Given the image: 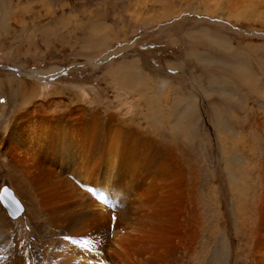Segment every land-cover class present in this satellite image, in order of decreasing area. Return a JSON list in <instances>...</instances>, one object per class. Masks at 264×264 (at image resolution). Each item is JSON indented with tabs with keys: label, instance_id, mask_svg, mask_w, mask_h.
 Here are the masks:
<instances>
[{
	"label": "rangeland",
	"instance_id": "1",
	"mask_svg": "<svg viewBox=\"0 0 264 264\" xmlns=\"http://www.w3.org/2000/svg\"><path fill=\"white\" fill-rule=\"evenodd\" d=\"M168 1L0 0L5 13L0 17V75L17 78L2 86L15 92L21 72L61 68L50 78L34 79L39 94L58 88L65 96L93 100L92 109L101 113L117 114L115 93L136 94L121 89L122 94L119 87L113 92L108 67L134 60L138 79L133 84L150 83L153 99L175 100L162 111L182 115L180 131H171L165 119L158 132L152 131L151 118L147 123L150 136L168 152L165 166L157 154L155 158L167 175L158 167L154 171L158 184L165 183L159 186L169 201L164 197L163 230L158 226V234L142 248L153 253L156 264H171L176 256H181L178 264H244L245 253L237 245L242 238L232 242L231 208L235 195L264 191V0ZM205 15L211 18L205 20ZM100 24L105 30L91 37V29ZM196 31L200 38L194 42ZM201 31L212 34L216 43ZM86 41L90 47L85 50ZM224 41L231 49L223 47ZM124 43V51L96 67L83 64ZM161 82L165 92L158 91ZM4 176L0 168V192L10 188ZM154 176L151 172L147 183ZM26 222L28 240L32 236Z\"/></svg>",
	"mask_w": 264,
	"mask_h": 264
},
{
	"label": "bare ground",
	"instance_id": "2",
	"mask_svg": "<svg viewBox=\"0 0 264 264\" xmlns=\"http://www.w3.org/2000/svg\"><path fill=\"white\" fill-rule=\"evenodd\" d=\"M4 16V11L0 10V17ZM209 18L211 16H204L205 20ZM45 27L47 25L40 29L42 34ZM102 28V24L93 27L90 36L99 35ZM192 41L197 40L192 38ZM127 44L112 47L83 64L96 67L103 60L119 55ZM221 46L218 47H225V43ZM89 47L88 41L83 43V49ZM226 48L231 49L229 45ZM108 68L115 81L112 82L113 92L119 87L120 92L123 89L124 93L136 94V97H126L115 93L112 101L114 108H118L117 114L101 113L92 109L93 100L65 96L58 88L39 94V85L34 79L50 78L62 71L61 68L20 71L23 79L19 80L15 92L2 85L17 78L0 75V98H4L0 103V124H3L0 127V168L13 190L9 188L12 197L7 195V200L13 203L17 196L22 203L13 216L0 198V264L157 263L153 253L142 245L158 234V226L163 230L166 223L163 213L167 205L163 201L167 192L162 193L159 184L163 180L158 184L154 170L159 164L156 156L165 166L168 152L150 136L147 123L151 118L152 131L158 132V125L165 119L171 131L175 128L180 131L182 115L174 117L168 113L171 110L163 112L162 107L172 99L164 102L153 99L154 87L150 83L133 84V79H138L134 60ZM238 69L244 73L240 66ZM165 87V82H161L158 91L165 92ZM62 94L65 98L60 96ZM162 171L167 175V171ZM151 172L155 175L154 182L151 179L147 183ZM77 182L85 186L80 184L79 187ZM90 189L95 191L94 195ZM235 197L231 212L236 234L232 242L236 245L239 241L236 237L242 238L237 245H241L245 253L244 264H264V191ZM167 200L165 197V202ZM25 221L31 228L32 237L28 240L24 234ZM180 260L181 256H176L171 264H178Z\"/></svg>",
	"mask_w": 264,
	"mask_h": 264
},
{
	"label": "water",
	"instance_id": "3",
	"mask_svg": "<svg viewBox=\"0 0 264 264\" xmlns=\"http://www.w3.org/2000/svg\"><path fill=\"white\" fill-rule=\"evenodd\" d=\"M7 190V189H6ZM7 195L11 196L10 192L7 190ZM7 195H5V189H2L1 193H0V198L3 199L4 204L7 205V207H9V212L13 215L16 216V214L18 213V209L20 208L21 204H19L16 200V198L13 199V203H10L7 200ZM12 197V196H11Z\"/></svg>",
	"mask_w": 264,
	"mask_h": 264
},
{
	"label": "crops",
	"instance_id": "4",
	"mask_svg": "<svg viewBox=\"0 0 264 264\" xmlns=\"http://www.w3.org/2000/svg\"><path fill=\"white\" fill-rule=\"evenodd\" d=\"M201 34L204 35L208 40L212 41L211 40L212 34H210L209 32L205 31V32H203ZM193 37L196 38V40H198L200 38V34H198L197 32H195V33H193ZM212 42L213 43H216L215 41H212ZM224 43H225V47H226V45H228V43L225 42V41H224Z\"/></svg>",
	"mask_w": 264,
	"mask_h": 264
},
{
	"label": "snow or ice",
	"instance_id": "5",
	"mask_svg": "<svg viewBox=\"0 0 264 264\" xmlns=\"http://www.w3.org/2000/svg\"><path fill=\"white\" fill-rule=\"evenodd\" d=\"M5 195H7V190L5 189Z\"/></svg>",
	"mask_w": 264,
	"mask_h": 264
}]
</instances>
